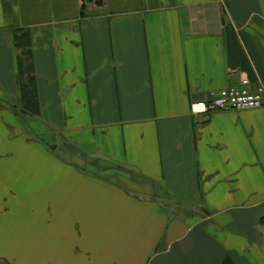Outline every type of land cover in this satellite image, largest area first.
I'll return each instance as SVG.
<instances>
[{
  "label": "crops",
  "instance_id": "1",
  "mask_svg": "<svg viewBox=\"0 0 264 264\" xmlns=\"http://www.w3.org/2000/svg\"><path fill=\"white\" fill-rule=\"evenodd\" d=\"M242 79L264 0H0V264H264V107L192 110Z\"/></svg>",
  "mask_w": 264,
  "mask_h": 264
},
{
  "label": "built area",
  "instance_id": "2",
  "mask_svg": "<svg viewBox=\"0 0 264 264\" xmlns=\"http://www.w3.org/2000/svg\"><path fill=\"white\" fill-rule=\"evenodd\" d=\"M264 107V84L255 86L249 79L229 84L210 93L208 101L192 105L193 113L208 114L212 112L241 111Z\"/></svg>",
  "mask_w": 264,
  "mask_h": 264
},
{
  "label": "trees",
  "instance_id": "3",
  "mask_svg": "<svg viewBox=\"0 0 264 264\" xmlns=\"http://www.w3.org/2000/svg\"><path fill=\"white\" fill-rule=\"evenodd\" d=\"M28 69L23 70L24 74L29 71L32 72V69L30 67H26ZM20 78V77H19ZM30 79L29 82L26 84L24 87L25 93H24V106H28L32 112L38 113L39 112V102H38V94H37V88H34V76L30 74ZM21 83V79H19ZM223 264H236L230 257H227Z\"/></svg>",
  "mask_w": 264,
  "mask_h": 264
}]
</instances>
